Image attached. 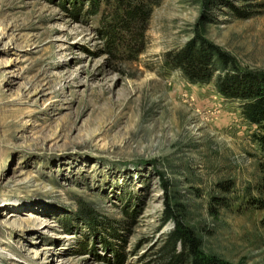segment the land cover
I'll list each match as a JSON object with an SVG mask.
<instances>
[{
  "label": "rangeland",
  "instance_id": "374dc122",
  "mask_svg": "<svg viewBox=\"0 0 264 264\" xmlns=\"http://www.w3.org/2000/svg\"><path fill=\"white\" fill-rule=\"evenodd\" d=\"M117 7L0 0V264H181L172 216L206 264H264L257 125L165 59L203 40L264 84V0H156L110 46Z\"/></svg>",
  "mask_w": 264,
  "mask_h": 264
},
{
  "label": "trees",
  "instance_id": "16d2710c",
  "mask_svg": "<svg viewBox=\"0 0 264 264\" xmlns=\"http://www.w3.org/2000/svg\"><path fill=\"white\" fill-rule=\"evenodd\" d=\"M119 7L110 12V18L104 21L106 38L110 46L118 41L120 30L127 29V17L134 13L139 18H145L151 5L156 0H115ZM121 9V10H120ZM165 59L170 65L177 67L190 81L205 82L211 79L215 70L214 85L219 93L228 98L238 99L241 103L243 116L257 125L254 138L262 155H264V84L255 82L231 72L226 53L203 40H190L180 47L165 53ZM255 194L247 198V203L254 206H264V167L254 184ZM171 216L168 214L166 217ZM174 225L167 232L170 239V250L167 259H181V264H206L199 256V242L190 226L183 224L179 218L172 216ZM171 251V252H170Z\"/></svg>",
  "mask_w": 264,
  "mask_h": 264
}]
</instances>
